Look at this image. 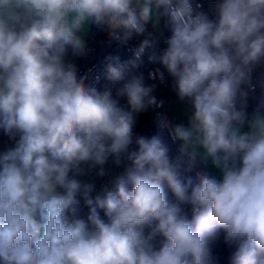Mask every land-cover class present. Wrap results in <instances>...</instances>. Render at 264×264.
<instances>
[{"label": "clouds", "instance_id": "clouds-1", "mask_svg": "<svg viewBox=\"0 0 264 264\" xmlns=\"http://www.w3.org/2000/svg\"><path fill=\"white\" fill-rule=\"evenodd\" d=\"M161 21L153 83L126 79L118 57L116 98L78 77L90 51L78 33L94 25L127 43ZM153 46L144 39L128 65ZM169 78L184 123L159 111ZM146 113L181 142L175 159L136 131ZM0 125L12 142L0 152V264H216L219 242L230 264H264V0H0ZM109 162L122 169L114 191L94 196ZM209 165L219 178L182 179Z\"/></svg>", "mask_w": 264, "mask_h": 264}, {"label": "built area", "instance_id": "built-area-1", "mask_svg": "<svg viewBox=\"0 0 264 264\" xmlns=\"http://www.w3.org/2000/svg\"><path fill=\"white\" fill-rule=\"evenodd\" d=\"M150 39L154 42V46L145 51V54L142 56L140 61H137V67L132 68L128 65V61L134 59V49L137 48L140 43L144 39ZM87 46L90 49L89 53L85 57L77 58L76 64L78 68V77H87L85 80L86 87L95 88L98 92H103L107 88H111L113 98H116L115 93L116 90L122 86L124 81L119 82L117 84H109L106 87H103V81L107 77V64L110 62L108 57H118L119 64L127 65L128 68L133 69V71L126 76V79L131 78V76H139L143 75L144 80L150 82L151 80L148 78L149 72L156 69L155 63L149 60V57L153 54L159 56L166 45L161 42V40L157 37V35L153 32L149 25L146 26V32L142 35H133V37L127 41V43H121L118 40H114L109 35V32L105 34V37L101 44H99V33L98 29L93 25L89 31L87 38ZM112 63H116V61H112ZM259 71H257L256 75H259ZM167 88L168 86L159 87L157 97L159 99H163L165 104L163 108L159 109V111L165 113L166 115L170 111V102L167 99ZM122 106H126V100L120 98L119 100ZM142 134L151 137L157 138V136H161L163 141L169 147V150L172 154L177 157L179 154V146L180 141L174 140L170 134L168 128L158 127L152 123L151 114L146 118L143 127ZM12 143L7 145V148L11 147ZM106 168L109 170L110 175L105 176L103 178L95 177L94 183L96 185V191L93 193H102L104 187H111L110 179L111 175L118 174L122 171L121 168H114L109 162L106 165ZM196 171H200L198 167L193 171H185L182 173V179L185 183L188 180H191L192 185L194 186L198 183V179L196 176ZM81 179L87 181L89 179L88 176L82 177ZM169 199L174 200L171 192H169ZM83 205V201L81 200L79 208Z\"/></svg>", "mask_w": 264, "mask_h": 264}, {"label": "trees", "instance_id": "trees-1", "mask_svg": "<svg viewBox=\"0 0 264 264\" xmlns=\"http://www.w3.org/2000/svg\"><path fill=\"white\" fill-rule=\"evenodd\" d=\"M108 31L107 30H99L98 29V33H99V44L102 43L104 37H105V34L107 33ZM155 67L156 68H160L162 67L158 62L155 63ZM129 71L127 72L126 76L129 75L133 69L131 68H128ZM112 82L108 79V75L107 77L105 78V80L103 81V84L102 86L103 87H106L107 85L111 84ZM144 83L145 85H150L151 83H153V81H150V82H147L146 80H144ZM158 90L159 88L157 89L156 91V95L158 93ZM167 99L169 100V102H171V96L167 93L166 95ZM151 113H146V114H141L139 116V122L137 124V128H136V131L141 133L142 134V127H143V124L146 120V118L150 115ZM160 144L164 147L167 148L168 150V154L171 158L175 159L176 157L172 154V152L169 150V147L166 145V143L163 141L162 137L161 136H157L156 138ZM12 142L9 140L8 136L5 134V131H4V128L2 125H0V152H3L7 149V145L11 144ZM131 189V185H129V190ZM114 191V189H111ZM97 193L93 194L94 196L96 195ZM100 194H103V193H100ZM101 216H103V210L102 209H97ZM90 214V209L88 206L83 205L79 208V212H78V216L77 218H80L82 220H84L86 223L88 222V216ZM214 255L216 257V262L217 261H221V260H226V261H230L229 260V257L231 255V250L226 246L224 245L222 242H219L215 248H214Z\"/></svg>", "mask_w": 264, "mask_h": 264}, {"label": "rangeland", "instance_id": "rangeland-1", "mask_svg": "<svg viewBox=\"0 0 264 264\" xmlns=\"http://www.w3.org/2000/svg\"><path fill=\"white\" fill-rule=\"evenodd\" d=\"M148 25L153 30V32L157 35V37L161 40V42L164 44L165 37H164L162 27L160 26V31L158 32L156 29L153 28L151 23H149ZM161 33H163V35H161ZM171 102H172V112H174L177 117L176 121H178V123H184L185 122V111L187 109V106L175 98H171ZM108 188L112 189L111 187H108ZM216 264H230V261L221 260V261H217Z\"/></svg>", "mask_w": 264, "mask_h": 264}, {"label": "crops", "instance_id": "crops-1", "mask_svg": "<svg viewBox=\"0 0 264 264\" xmlns=\"http://www.w3.org/2000/svg\"><path fill=\"white\" fill-rule=\"evenodd\" d=\"M91 27L92 26L89 27V30L87 31V33H78V34L84 36V39H85L86 43H87V38H88V34H89V31H90ZM167 116L174 123H178V121H176L177 120L176 114L174 112H172V102H170V111L168 112ZM198 169L199 170H207L210 174L216 176L217 178L220 177L219 171L217 169L213 168L211 165H209L206 169H204L203 166H198Z\"/></svg>", "mask_w": 264, "mask_h": 264}, {"label": "water", "instance_id": "water-1", "mask_svg": "<svg viewBox=\"0 0 264 264\" xmlns=\"http://www.w3.org/2000/svg\"><path fill=\"white\" fill-rule=\"evenodd\" d=\"M161 27H162V30H163V33H164V37L166 38L169 35V33H168V31L166 29H164V27H163V21H161ZM170 83H171V81H170V78H169V83H168V88H167L168 94L172 98H175V99L179 100V98L176 96V94L174 93V91L171 89ZM182 103H184L188 107V105L185 102H182ZM249 111H251V108H249Z\"/></svg>", "mask_w": 264, "mask_h": 264}]
</instances>
